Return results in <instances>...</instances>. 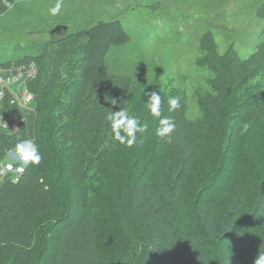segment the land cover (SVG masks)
I'll use <instances>...</instances> for the list:
<instances>
[{
	"label": "rangeland",
	"instance_id": "rangeland-1",
	"mask_svg": "<svg viewBox=\"0 0 264 264\" xmlns=\"http://www.w3.org/2000/svg\"><path fill=\"white\" fill-rule=\"evenodd\" d=\"M9 2L11 9L0 2V69L16 67L20 64L15 61L28 57L36 59V68L35 77L17 82L0 101V141L27 140L38 110L44 112L39 136L50 158L46 185L56 189L57 200L56 208L36 218L35 228L40 244H55L56 264L118 263L116 197L121 186L143 177L153 150L163 146L164 138L156 135L159 118L146 103L152 91L161 95V116L174 120V134L180 132L178 119L185 121L179 146L200 129L204 154L196 161L204 158L216 169L226 159L212 198L220 197L226 184H236L238 162L230 152L237 140L238 157L247 170L243 193L252 200L264 181V120L256 134L251 126L239 131L264 96V0H62L56 16L49 10L57 0ZM113 20L122 21L130 41L110 48L105 58L108 81L83 88L84 33ZM171 97H180L181 106L170 112ZM65 106L87 123L79 132L85 128L97 141H64L68 120L60 123L58 118ZM121 108L147 125L132 147L120 145L110 130L108 117ZM173 141L167 145L175 149ZM14 149L0 165L20 163ZM6 181L0 176V199L8 191ZM187 204L191 211V198ZM16 206L6 203V209H16L18 222L35 209Z\"/></svg>",
	"mask_w": 264,
	"mask_h": 264
},
{
	"label": "trees",
	"instance_id": "trees-1",
	"mask_svg": "<svg viewBox=\"0 0 264 264\" xmlns=\"http://www.w3.org/2000/svg\"><path fill=\"white\" fill-rule=\"evenodd\" d=\"M84 35L88 43L81 69L82 87L93 88L109 79L105 58L110 48L128 43L130 36L120 20L99 22ZM35 60L28 57L15 62ZM57 75L55 70L50 79L53 85ZM261 104L246 114L239 132L243 133L249 126L251 131L260 129L259 124L264 120V96ZM43 113L38 110L27 136V140H33L38 146L41 162L26 167L19 182L7 180L4 188L8 191L3 192L0 199L4 201L0 205V264H56L55 244L52 241L40 244L35 228L36 218L56 208L57 200L56 189L46 185L49 184L50 158L40 143L39 132L45 121ZM60 114V123L68 120L62 137L67 143L85 142L87 145L98 138L85 128L79 132L87 123L71 114L69 107L60 109ZM178 121L180 132L171 138L177 143L175 149L163 139V146L153 150L148 167L144 168L143 177H146H138L134 185L120 187L116 197L120 228L115 237L117 264H255L256 258L264 253V181L252 200L247 201L243 180L247 170L241 165L237 140H234L230 154L238 160L234 165L236 184H226L221 189L222 195L212 198L225 171L226 159L216 169L208 167L204 158L196 161L204 154L203 132L199 129L179 146L182 139L179 134L186 124L182 119ZM14 143L10 139L0 141V162L15 148ZM74 151L72 146L71 156ZM220 156L225 157L224 153ZM189 198L193 204L191 211L187 208ZM6 203L17 204V210L32 206L35 209L32 214L27 212L23 222H18L16 209H6Z\"/></svg>",
	"mask_w": 264,
	"mask_h": 264
},
{
	"label": "clouds",
	"instance_id": "clouds-1",
	"mask_svg": "<svg viewBox=\"0 0 264 264\" xmlns=\"http://www.w3.org/2000/svg\"><path fill=\"white\" fill-rule=\"evenodd\" d=\"M9 9L14 7V4L9 0H0ZM62 0H57L55 7L49 10L50 15L56 16L61 12ZM148 102L153 117L159 118V128L156 135L160 138L171 141L172 135L176 131V124L170 117L161 116V103L162 98L159 91H152ZM180 97H171L168 100L169 111L177 110L180 104ZM108 120L110 121V130L113 133V139L119 142L120 145L132 147L137 143L138 134H143L147 131V125L141 124L138 117L130 115L127 109L121 108L119 111L112 112ZM14 157L20 162L19 167H16L17 172H23L25 167L30 165H39L41 162V154L38 146L32 140H23L15 145ZM11 171L14 167L13 164L7 165ZM255 264H264V253H261L255 260Z\"/></svg>",
	"mask_w": 264,
	"mask_h": 264
},
{
	"label": "built area",
	"instance_id": "built-area-1",
	"mask_svg": "<svg viewBox=\"0 0 264 264\" xmlns=\"http://www.w3.org/2000/svg\"><path fill=\"white\" fill-rule=\"evenodd\" d=\"M33 65L36 68V64L29 62V63H21L20 65L16 67H9V68H1L0 69V101L3 100L6 96L7 90L11 89L15 86V84L21 80L26 81V79H32L35 77V73L33 72L35 69ZM26 70L27 73H24V70ZM8 164H13L14 167L10 171L7 167ZM21 166L20 163L17 162H7L0 165V176L5 178L6 180H11L12 182H19L21 177L25 174V170L23 172H17L16 167Z\"/></svg>",
	"mask_w": 264,
	"mask_h": 264
}]
</instances>
